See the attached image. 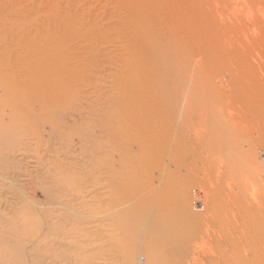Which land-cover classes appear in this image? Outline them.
<instances>
[{"label":"bare ground","instance_id":"obj_1","mask_svg":"<svg viewBox=\"0 0 264 264\" xmlns=\"http://www.w3.org/2000/svg\"><path fill=\"white\" fill-rule=\"evenodd\" d=\"M171 2L34 0L25 6L0 8V36L5 43L0 44V86L12 111L8 121L22 118L26 111L37 114L38 119L59 114V120H67L70 113L55 112V107L81 113L87 99L94 97L95 102L103 103L110 216L126 235L120 246L124 264L148 263L142 252L145 249L138 252L131 240L141 229L147 232L143 234L149 264H188L191 243L216 229L214 219L196 212L200 198L191 192L193 185L202 183L199 174L191 172L200 152L210 153L202 161L211 177L215 162L225 165L233 176L236 167L230 166V158L249 175L247 162H253L262 185V206L251 208L250 217H244L253 224L251 234L226 238L224 246L215 248L224 261L212 264H231L229 259L243 252H250L252 260L264 258V97L259 93L264 74L247 66L248 54L240 55L235 60L241 64L240 71L223 76L222 85L209 86L205 69L212 75L223 67L220 52L224 46L208 38L204 2L197 5L198 17L185 12L181 20L169 12ZM182 2L188 5L189 0ZM174 27L184 34L183 61L169 50L176 40ZM192 35L199 44L195 52L188 50ZM199 57L205 61L194 70L190 62ZM226 101L240 103L244 118L259 122L263 140L251 153L237 151L236 158L225 148L232 144V128L226 126L221 109ZM169 162L174 170H168L165 181L157 185V167L169 168ZM244 175L241 177L246 178Z\"/></svg>","mask_w":264,"mask_h":264},{"label":"rangeland","instance_id":"obj_2","mask_svg":"<svg viewBox=\"0 0 264 264\" xmlns=\"http://www.w3.org/2000/svg\"><path fill=\"white\" fill-rule=\"evenodd\" d=\"M32 1L0 0V8L12 9ZM171 1L172 6L166 4L177 20L183 19L185 12L192 18L198 17L197 5L204 2L205 13L208 11L205 18L209 28L208 38L217 39L224 46L220 52L223 67L212 75L209 69H205L210 76L209 86L222 85L223 76L229 77L240 71L241 64L235 62L240 55L248 54L247 66L264 74V0H189L188 5L182 0ZM216 9L219 16L215 13ZM191 30L196 34V29ZM174 32L176 40L171 43L169 50L176 51L183 61L185 49L181 45L184 34L176 27ZM195 36L192 35L188 49H192V52L199 45ZM2 38L0 36V44L4 46ZM201 61L205 60L199 57L189 62L194 63L195 70ZM259 93L264 97V82ZM7 100L3 86H0V264H124L120 246L121 239H125L126 235L120 233L117 221L110 216L111 185L103 128L106 119L102 114L104 112L100 111L104 107L103 103L95 102L94 97L87 99L82 104L81 113L66 106L59 109L55 107V112H69V120H59V114L56 113V118L52 115L40 120L34 116L37 114L26 111L22 112V118L11 123L8 117L12 111ZM226 103L221 105L223 118L226 126L233 131L230 129L229 133L232 144L225 148L236 158L239 157L237 151L251 153L253 146L262 144L263 140L259 122L245 119L240 103ZM37 111L42 113L39 108ZM200 153L201 158L191 165V172L198 173L202 179L200 186L193 185L191 189L194 197L200 198L197 203L199 209L194 210L199 216L214 219L216 229L203 233L191 243L192 259L188 264L222 263L224 260L218 256L215 248L224 246L222 243L228 237L242 239L251 234L249 226L253 224L246 223L244 217H250L251 208L262 206V185L253 162H247L249 175L243 165L237 167V161L230 158V166L236 167V176L227 172L225 165L215 162L216 171L211 177L203 169L202 161V157L206 158L210 153ZM188 160L191 161L190 155ZM168 165L169 168L157 167V185L165 181L168 170H174L170 162ZM244 174L246 178L241 177ZM218 180L220 185H216ZM207 205L210 208L204 211ZM140 231H135V234L138 232L136 238L132 234L131 240H135L134 247L138 252L145 249V252L142 251L143 256L149 264L147 239L143 234L147 232ZM138 238L141 240L138 241ZM243 253L229 259L230 263L264 264V258L252 260L250 252Z\"/></svg>","mask_w":264,"mask_h":264}]
</instances>
